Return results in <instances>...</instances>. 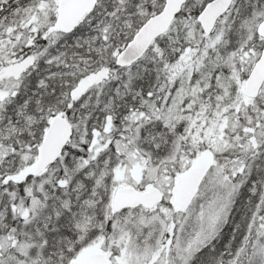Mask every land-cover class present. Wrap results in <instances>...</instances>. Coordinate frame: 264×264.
<instances>
[{
	"label": "trees",
	"instance_id": "obj_1",
	"mask_svg": "<svg viewBox=\"0 0 264 264\" xmlns=\"http://www.w3.org/2000/svg\"><path fill=\"white\" fill-rule=\"evenodd\" d=\"M43 1L46 4L40 5ZM56 1L0 0V205L3 201L6 206L17 204L24 198L25 186L44 178L50 168L57 167V163L63 161L58 166L60 172L57 178L36 192L38 203L34 209H30V214L25 217L18 210L6 209L8 217L0 221V230L2 234L12 235L16 243L2 254L0 252V264L51 263L53 255L50 252L47 254V250L52 235H62L60 231L69 228L67 217L70 210L66 209L63 201H70L71 208L75 209L89 195L99 176L98 163L104 157H114L109 162L112 165L121 164L123 157L140 156L151 168L160 170L161 166H166L164 172H167L168 177H173L184 169L177 159L179 151L183 150L186 154L191 146L192 151L187 155L190 157H194L198 151L189 142L190 132H193L190 127L192 120L199 122V116L210 120L212 113L221 114L222 109H231L243 99L239 91L240 82L233 78L232 69L233 66L239 67V62L235 60L236 65L231 66L220 60L211 68L208 56L215 47L221 48L220 44L204 49L203 43L188 35L190 25L197 21L196 15L209 0H197L196 5L192 3L193 0H187L169 29L154 39L141 59L125 68L117 67L111 54L129 40L150 13L161 8L163 0H98L91 14L71 33H60L54 28ZM226 16L228 18L223 24L222 37H230L229 43L236 49L242 46L250 50V55L257 56L263 38L256 34L255 29L257 22L264 16V0H234L217 23ZM19 21H24L25 29L30 25L37 28L33 45L27 44L24 34L9 33L18 26ZM54 35L58 38L55 43L57 48L50 44ZM203 50L206 51L203 60L207 64L193 71L191 82L210 75L207 78L209 85L192 102V108L187 112L189 117L174 123L167 136L163 137L164 144L155 149V144L149 143L145 135L150 128L158 130L161 126L158 122L162 124L158 113H163L165 108L157 96L175 89L186 74V64L195 67ZM53 51L59 56L62 67L55 66V55L50 61L53 57L48 56ZM8 52L16 55L11 53L7 56ZM13 58L17 61L31 59L30 68L19 77L5 73L4 66L16 60ZM252 62L253 59L244 61L239 80L246 77ZM64 64L68 66L64 67ZM101 69H106L108 77L116 75L115 80L111 79L103 93L92 97V101L103 103L109 90L115 94L117 90H111L113 85L127 93V99L116 105L119 107H115L112 113L107 111L105 104L101 112L90 106L81 108L77 106L79 97H70L78 80L94 75ZM178 69L179 73L176 74L175 70ZM101 81L105 80L98 82ZM261 94L262 89L260 95L255 97L253 106L243 104L240 117L233 115L235 117L229 119V127L225 130L229 138L222 151L215 152L216 163L203 180L209 179L211 182L210 188L205 189L206 197L209 200L214 197L224 203V215L212 233H206L200 244L190 248L184 264H264V99H261ZM132 107L139 109L142 117L127 122L124 112ZM55 113L67 118L73 129V135L61 155L42 175L34 179H27L20 184L5 181L6 176L13 177L34 160L47 119ZM98 114L102 119L101 124L95 120ZM110 115L113 123L110 128H106V120L109 121ZM12 126H19V129L15 132ZM89 168L91 170L86 171ZM217 169L221 170L220 176L228 179L230 191L218 184L216 178L211 179ZM80 179L83 183L80 189H76L74 184ZM62 180L67 181V184L59 187L58 183ZM137 185L143 189L141 184ZM109 198L105 194L103 202L97 207L96 216L102 220V224L94 231L99 235H110L114 227L113 218L122 213L127 212L136 220L139 210L147 214L151 211L140 207L112 213L108 202L104 201ZM160 204L170 209L169 194H165ZM171 217L173 219L170 221H174V216ZM63 219H66V224ZM138 228L141 229L139 239L144 237L148 229L137 221L130 230L133 233ZM67 232V235L71 234L70 230ZM192 233L189 231L188 235ZM149 239L139 245L151 246ZM253 239H258V242L254 244ZM32 241L36 242L37 247L34 245L22 253L21 246ZM175 252L172 247L167 255L168 264H182ZM158 264L163 263L158 261Z\"/></svg>",
	"mask_w": 264,
	"mask_h": 264
},
{
	"label": "rangeland",
	"instance_id": "obj_2",
	"mask_svg": "<svg viewBox=\"0 0 264 264\" xmlns=\"http://www.w3.org/2000/svg\"><path fill=\"white\" fill-rule=\"evenodd\" d=\"M192 3H195L196 5L197 0H193ZM45 4L46 2L43 1L40 5ZM227 18L228 16L221 18L210 35L204 36L202 32H199V25L197 21L190 25L191 28L188 31L189 37L195 41L197 40L198 42L203 43L204 49H207V47H214L217 43L220 44L219 46H221L222 49L215 47L216 49L213 53L208 56L211 68L218 64L220 60H224L226 64L231 66H233V64L236 65L235 60L239 62V67H232L234 71L233 78L240 82L239 91L243 96L240 103L233 105L231 109L224 108L220 111L221 114L217 112L212 113L210 120H208L205 116H199L197 119L199 122L197 123L192 120L190 127L193 132H190L189 142L193 143L191 144L192 146H196L195 148L198 150L195 153L196 155L209 149H213L214 152L222 151L225 141L229 138L226 136L228 132L225 130L229 127L228 123L231 115L227 114V112H233L232 114L238 118L241 116L240 110L243 104L254 105L252 99H249L244 95V80H239V77L241 72L244 70V61L250 59L255 60L256 56L253 57V55H250V50L245 49L242 46L238 49L233 47L229 43L231 38L227 35V37H222L224 28L223 24ZM23 22L24 21H19L18 26H12L13 28L9 33L11 35H18L19 33L24 34L27 38V44L33 45L37 28L30 25L28 29H25L26 26ZM57 41L58 38L54 35V38L50 41L53 48H57L55 44ZM117 51L118 50H114L111 57H115L118 53ZM53 55H55V66L62 67L59 63V56L56 55L55 51H53L48 57L52 58ZM203 58H206L205 50H203L201 55L198 57L195 67L192 64H186V74L183 75L179 85H177L175 89H170L168 93L157 96V100L161 98V104L165 108L161 120L162 124L161 122H158L159 125H161L159 129L153 130V128H150L145 135L149 143L155 144V149L156 147H159L160 144H164L163 137L167 136L171 130V126L175 123L173 119H176L177 122L182 118H188L189 114L185 112L191 110L193 105L192 102L194 99L198 98L199 92L208 87L209 82H207V78L210 75L203 77L201 74L200 76L203 78L198 77L196 80L191 82L193 71L195 69H199L200 66H206L207 62L205 63ZM53 59L54 57L50 59V61ZM67 66L68 65L64 64V67ZM179 70L180 69L175 70V73H179ZM115 76L111 74L109 77L106 75L101 77V79L105 81L98 82V85L88 91L87 95L79 97L77 100V106H81V108L90 106L93 110L100 111L103 109L102 107L105 104L107 111L112 113L115 110V107H119L116 105L121 104L123 99H127L125 96L127 93H125V91L118 90L113 85L111 90L117 91H115V94H112L110 90L108 91L109 94L105 92L107 95L104 96L105 100L103 103L92 101L91 98L101 95L104 89H106V85L111 83V79L115 80ZM105 77L108 78L106 79ZM261 99H264V86L262 88ZM98 115H95V120L98 124H101L102 119L100 118V115ZM111 117V115L108 117L109 121L106 120V128H110L113 123V119H111ZM125 117L128 118L126 120L128 122L130 120V113L126 114ZM140 117H142V112L138 109L135 111L132 118L137 121ZM190 117H193L192 114H190ZM151 123H153V121H151ZM11 128L16 132L19 129V126H12ZM249 132L251 133L250 130ZM95 139L96 138L92 141ZM92 146H95L94 143H92ZM188 149L189 151L186 154L183 150L179 151V155L177 157V159L179 158L180 160L179 163L181 167L184 168L183 170L194 162V157L187 156L192 151L191 146H189ZM259 152L260 154L263 153L262 151ZM23 156L27 158L26 155ZM140 158V156H135L134 158L125 157V161L123 162L125 164L124 166L114 164L112 165V171H102L99 174L96 183L92 185L93 187L88 193L89 195L86 196L75 209L71 208L70 201H63L66 209L70 210L69 216L67 217V223L69 226L67 231L70 230L71 234L67 235L66 233L60 235V233H58V235L55 233L52 235V239L56 242V249L52 250V243V245H49L48 247L47 254L50 252L53 255L50 258V264H74L78 262V259L83 257L84 252L89 254L94 249H99L107 254L108 264H158V261L163 264H168L167 255L171 252L172 247L176 251V256L180 257L181 249L177 248V246L181 243L185 245L184 257H186L189 254L190 248H195L204 240L206 233H212L215 230L217 224L221 221L224 215L225 205L217 198L214 199L213 197L212 200H209L206 197L208 195L205 194V189L206 187L210 188L211 186L210 180L207 179L208 181H203V184L199 189L198 196L192 203L193 205L184 212H180V210L174 206L167 209L166 206L161 204L149 211L148 214L139 210L136 220L131 218V216L125 212L113 218L114 227L110 235L103 236L96 234L94 230L99 228L102 224V220L96 216V213H98L99 210V208H97L98 204L103 202L100 199L102 193L111 196L113 190L120 185H135V183H139L143 188L159 185L165 194H169L170 197L173 195V180H168V174L166 171V173L164 172L166 166H161L160 170L158 168H151L145 159ZM112 159H114V157L110 158L108 156L103 160L110 162ZM62 162L63 161H59L57 163V167L50 168L44 175V178L31 182L29 186L24 187L25 190L23 199L28 201H24L22 199L17 204L13 205L11 203L9 206H6L3 201V204L0 205V221H4V219L8 217L6 209L11 211L18 210V212L23 215L25 214V217L27 214H30V209H34L38 203V200L35 199L36 192L43 190V186L49 185L48 182L52 181L53 178H57V173L60 172L58 166L62 164ZM90 170L91 168L86 171ZM220 173L221 170H215L211 179L213 180L214 178L215 180L216 178L218 184L229 190L227 186V184H229L228 179L220 176ZM82 183L81 179L76 181L74 184L76 189H80ZM66 184L67 181L63 180L58 183L59 187H63ZM110 204L111 201L108 202L107 206L110 207ZM171 216H174L175 218L174 221L171 220L172 223L170 221V219H173ZM63 221L66 224V219H63ZM137 221L139 225L148 229V232L144 234V237H140L139 239L138 235H140L141 229L138 228L137 231L133 233L130 230L133 228V225L137 223ZM188 226H193L194 228L189 229ZM1 231L2 230H0V252L2 254L9 246H15L16 240L12 235L5 233L2 234ZM37 231H40V229L37 228ZM154 231H156L155 234ZM189 231L193 233L188 235ZM150 236H153V238L149 239ZM190 237L191 239L189 240ZM146 238L150 240L152 245H139V243L148 241ZM137 239L139 240V243H137ZM34 245L37 247V244L34 241H32V243L27 242L21 246L20 251L23 253L27 250V248L33 247Z\"/></svg>",
	"mask_w": 264,
	"mask_h": 264
},
{
	"label": "water",
	"instance_id": "obj_3",
	"mask_svg": "<svg viewBox=\"0 0 264 264\" xmlns=\"http://www.w3.org/2000/svg\"><path fill=\"white\" fill-rule=\"evenodd\" d=\"M98 0H58L56 3L55 29L60 33H71L75 27L80 25L84 19L91 14ZM187 0H163L161 9L148 17L129 38L127 44L118 50L116 54L117 65L129 66L135 60L141 58L151 45L154 39L166 32ZM233 0H209L205 3L197 16V22L204 35H209L215 28V24ZM255 32L263 38L262 48L251 66V70L244 79L243 91L248 98L259 93L264 84V16L257 23ZM31 60L14 62L8 66V71L13 76H19L28 68ZM105 71H100L96 77L81 81L71 92L70 97L76 98L80 93L85 92L89 86L104 76ZM47 127L37 146L34 162L13 177H5V181L22 183L26 176H35L42 173L53 164L61 155L67 142L73 135L70 121L59 113L51 115ZM214 151L207 150L198 155L196 162L188 167L185 172L179 173L173 180L174 198L172 204L178 209L185 211L191 205L196 196L202 179L206 176L208 169L215 161ZM111 208L114 211L125 209V207L136 208L141 205L153 208L163 199L159 188L139 190L133 185L119 186L113 191ZM106 253L94 249L83 256L78 264H107Z\"/></svg>",
	"mask_w": 264,
	"mask_h": 264
},
{
	"label": "bare ground",
	"instance_id": "obj_4",
	"mask_svg": "<svg viewBox=\"0 0 264 264\" xmlns=\"http://www.w3.org/2000/svg\"><path fill=\"white\" fill-rule=\"evenodd\" d=\"M234 1V0H233ZM206 3V2H205ZM205 6V5H204ZM204 6L202 7V8H204ZM231 7V6H230ZM230 7H228L227 8V11L226 12H228V10L230 9ZM201 8V9H202ZM161 9V8H160ZM159 9V10H160ZM159 10H157V11H155V12H153V13H150V15H148V17H150L151 15H154L155 13H157ZM226 12H224L223 13V15L222 16H224L225 15V13ZM90 15V14H89ZM221 16V17H222ZM148 17H146V19L144 20V21H146L147 19H148ZM263 18V17H262ZM143 21V22H144ZM142 22V23H143ZM142 23H140L139 24V26L142 24ZM258 23V22H257ZM258 25V24H257ZM139 26L136 28V30L133 32V34L138 30V28H139ZM201 32L203 33V31H202V29H201ZM132 34V35H133ZM132 35L130 36V37H132ZM203 35H204V33H203ZM204 36H206V35H204ZM127 43H125V44H123L120 48H122V47H124L125 45H126ZM151 46V45H150ZM150 46L147 48V50L150 48ZM147 50H146V52H147ZM145 52V53H146ZM144 53V54H145ZM143 54V55H144ZM142 55V56H143ZM141 56V57H142ZM139 59H141V58H139ZM139 59H137V60H135L134 62H136V61H138ZM115 61H116V56L114 57V63H115ZM134 62H132L130 65H132V64H134ZM115 65L117 66V67H121V68H125V67H130V65L129 66H121V65H117L116 63H115ZM102 70H104L105 71V73H104V75H106V69H101V70H99V71H97V73L96 74H94V75H90V76H87L86 78H82V79H80V80H78V82L75 84V88H76V86L81 82V81H83V80H86V79H89V78H93V77H96L97 76V74L100 72V71H102ZM103 77V76H102ZM101 80V77L99 78V79H97V81L95 82V83H93L91 86H89V88L85 91V92H83V93H80L77 97H83L84 95H87V92L88 91H90L92 88H93V86L96 84V83H98V81H100ZM260 95V92L257 94V95H255V96H253L252 98H249V99H252V101H254V99H255V97H257V96H259ZM137 110V108H134V107H132L131 109H129L127 112H124V115H126V114H128V113H130V120L132 119V116H133V114L135 113V111ZM164 113V112H163ZM163 113H161V112H159L158 113V117H159V119H162V115H163ZM185 113H187V112H185ZM233 112H230V111H228L227 112V114H229V115H231L232 117H235V116H233L234 114H232ZM126 118V117H125ZM126 119H128V118H126ZM129 120V121H130ZM174 121H175V123H176V119H173ZM173 120H171V121H173ZM179 121V120H178ZM104 158H107V156L106 157H104ZM103 158V159H104ZM125 157H123V159H124ZM101 160V162H99L98 164H99V166H98V175L102 172V171H112V165H114V164H110L107 160ZM215 159V158H214ZM125 161V159L123 160V162ZM34 162V161H33ZM123 162H120L121 164H119V163H116V164H118V166L119 165H122V166H124L125 164L123 163ZM215 163H216V159H215V161H214V163L212 164V166L208 169V172L206 173V175H208V174H210V172H212V168L214 167V165H215ZM49 167V166H48ZM129 167V166H128ZM182 171L181 170H179V172H177V173H175L174 174V176L173 177H168V180H170V179H172V180H174L175 178H176V176L177 175H179V173H181ZM43 173H39V174H37V175H35V176H26L25 177V180H27V179H34L36 176H39V175H42ZM24 180V181H25ZM23 181V182H24ZM134 186H137V187H139L138 185H137V183H135V185ZM158 187H160L159 185H153V186H150V187H146V188H143V189H151V188H158ZM139 188H141V187H139ZM105 197V193H102L101 194V200L103 201V199H104V197ZM110 198H109V200H105V201H107V202H109V201H111L112 202V196H109ZM164 200V197H163V199L160 201V202H162ZM138 206H141V205H138ZM142 207H144V206H142ZM171 207H173V206H171ZM170 207V208H171ZM108 208H110V210H111V212H112V208H111V204H110V207H108ZM145 208V207H144ZM125 209H136V208H132V207H125ZM125 209H122V210H119V211H114L113 213H118V212H121V211H125ZM112 214V213H111ZM100 228V227H99ZM61 232V234H66V233H68L67 232V230H61L60 231ZM96 234H98L97 232H96ZM52 239V238H51ZM258 242V239H253V243L254 244H256ZM53 245H52V244ZM56 242L52 239V241L51 242H49V245H52V250H55L56 249V244H55ZM180 243V242H179ZM182 243L181 244H178V246H177V248H179V249H181V256L180 257H178V258H180L181 260H182V264H184L185 263V259L187 260L188 259V257H189V255H187L186 257H184L185 255H184V249H185V245H183V247H184V249H182Z\"/></svg>",
	"mask_w": 264,
	"mask_h": 264
},
{
	"label": "flooded vegetation",
	"instance_id": "obj_5",
	"mask_svg": "<svg viewBox=\"0 0 264 264\" xmlns=\"http://www.w3.org/2000/svg\"><path fill=\"white\" fill-rule=\"evenodd\" d=\"M8 38V37H7ZM7 38H5V39H7ZM4 39V38H3ZM3 39H2V41H3ZM1 54H2V52H0ZM11 53H14V52H8L7 53V56L8 55H10ZM15 54V53H14ZM16 55V54H15ZM13 59H16V58H13ZM12 62V61H11ZM11 62H9L8 64H7V66H4V68H5V73H7L8 75H10V73H9V71H8V65L11 63ZM85 254V253H84ZM78 261H79V259H78ZM77 263V262H76ZM76 263H74V264H76Z\"/></svg>",
	"mask_w": 264,
	"mask_h": 264
}]
</instances>
